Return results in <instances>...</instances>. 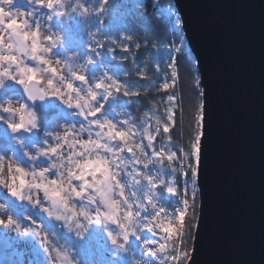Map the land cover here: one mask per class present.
Returning <instances> with one entry per match:
<instances>
[{
	"label": "water",
	"instance_id": "1",
	"mask_svg": "<svg viewBox=\"0 0 264 264\" xmlns=\"http://www.w3.org/2000/svg\"><path fill=\"white\" fill-rule=\"evenodd\" d=\"M173 2L204 104L186 264H264V0ZM35 194L49 202L43 190Z\"/></svg>",
	"mask_w": 264,
	"mask_h": 264
},
{
	"label": "trees",
	"instance_id": "2",
	"mask_svg": "<svg viewBox=\"0 0 264 264\" xmlns=\"http://www.w3.org/2000/svg\"><path fill=\"white\" fill-rule=\"evenodd\" d=\"M90 10L94 11L95 16L99 18V40L101 45L92 44L90 47L83 48L82 43L76 45V50L79 52L83 64H85L88 56H91V62L87 63L85 69L94 75L103 76L107 86L109 81L107 77H112L118 83L123 84L127 81H137L140 85H150L145 91L143 88H134L133 91H139V95L135 98L125 96L123 91L113 90V95L107 100H103L98 96L99 104L102 106L101 113L108 114L111 117L121 120L125 119L124 115L119 113H127V118L132 121V142L144 145L145 155L151 156L154 160L167 164V156L164 154L163 159L154 158L152 152L159 149L161 144H167L172 147L173 151L179 152L175 145H187L190 142L191 136L197 131L195 115L197 113L198 104L201 101V87L197 84V70L194 65L193 57L186 47L177 51L176 48L180 43L179 36H183V31L180 25H175L174 17L170 19V15L165 13L164 0H139L140 6L135 8V0H88ZM69 3H71L69 1ZM103 5V11L100 10ZM94 9V10H93ZM67 15V14H66ZM61 15L59 17L60 26L64 27L60 38H66L68 32H73L76 26V19H72L69 15ZM78 19V17H77ZM123 19V22H122ZM54 21H51V24ZM55 26L57 25L56 23ZM58 26V25H57ZM179 27V28H178ZM116 40V43H112ZM63 42V40H59ZM64 43H60L62 45ZM139 45V47H137ZM166 46V47H165ZM95 49V52L92 50ZM176 50V51H175ZM190 53V55H189ZM175 64L177 77H171V67L168 65ZM143 72V76L140 72ZM167 76V79H166ZM42 82H45L42 76H37ZM167 81V82H166ZM163 83L171 85L169 89H163L160 86ZM102 91V90H100ZM10 92V91H9ZM6 92L5 94H8ZM15 93L13 91L10 92ZM166 93L173 94L174 120L169 122L170 131L168 134L163 132V121L167 120L166 109L168 108ZM132 103H128L129 100ZM39 109L40 106H37ZM42 110V109H40ZM153 110L155 115H153ZM43 111V112H42ZM36 112L38 128L43 130L45 127H52L59 118L64 114L63 110L57 105H50L47 110ZM160 117L162 124L160 132H156L155 118ZM144 128H148L153 135L154 148H148L147 138L144 135ZM38 140V139H37ZM113 144L120 143L112 141ZM9 148L10 143L0 139V149ZM4 149V148H3ZM135 151V149H134ZM126 156L132 154L128 151L122 153ZM192 165V163H190ZM177 168L181 165H175ZM139 173L149 172L152 176L159 170L158 167L152 164L145 169L142 163H137ZM121 169L122 174L126 175L127 170ZM170 171V169H165ZM191 174L189 168H187ZM172 176L176 187L183 193V179L179 174ZM87 179H91L87 177ZM137 180L142 184L147 181L142 175H138ZM171 176H166L165 180L170 181ZM79 185L80 181H76ZM132 186V184H131ZM160 183L156 185V191L161 195V199L168 207H173L177 199L169 197V200L164 198V190ZM133 187V186H132ZM142 193V192H141ZM198 196V192H197ZM199 197V196H198ZM180 198V196H178ZM76 200V198H74ZM172 199L174 201H172ZM197 200L199 198H196ZM198 205H195L191 218L190 231L194 235V224L197 220ZM35 218L39 219L37 215ZM42 220V228L51 231V237L55 245L60 249H65L71 245L73 253V264H104L102 261L103 248L99 250V240L92 233V229L88 228L86 241L68 234L64 223L61 220H55L54 217ZM107 230L100 228L97 232L100 236L106 235ZM193 238V236H192ZM88 241V246L86 245ZM122 243V241H120ZM107 243V242H106ZM188 250L192 247V239L189 241ZM109 246V244H107ZM130 248V247H128ZM106 251H113L114 248L107 247ZM131 252V250H127ZM13 253L10 248H0V264H14Z\"/></svg>",
	"mask_w": 264,
	"mask_h": 264
},
{
	"label": "rangeland",
	"instance_id": "3",
	"mask_svg": "<svg viewBox=\"0 0 264 264\" xmlns=\"http://www.w3.org/2000/svg\"><path fill=\"white\" fill-rule=\"evenodd\" d=\"M69 1L71 2V4L76 3V0H69ZM135 3H136L135 8L137 9L140 6V2L139 0H135ZM164 3H165V10H169V9L174 10L175 16L179 18L173 0H164ZM80 4L84 8L89 9L87 16H80L79 12H69L67 14L72 19L74 18L76 19L75 21L76 26L74 27V31L68 32L67 35L65 36L66 38H60V40L61 41L63 40V42L59 41L57 43L56 48L52 49L49 52L48 54L49 58L52 57L53 53L56 54L55 60H61L62 57L66 55L68 57H72L73 55H75L76 57H74V59H76V63L83 64L82 58L79 52L76 50V45L82 43L83 48L85 49L87 47H90L92 44H95L94 41L99 40V30L97 29V26L99 25V18L95 16L94 11L90 10L92 6H89L88 0H80ZM11 11L18 13V15L14 17L16 24L21 25L24 21H27L28 27L25 28L24 31L38 32V40L41 46H46L47 44L50 43V40L48 39L49 37H53L56 34H58L59 37H61L60 35L63 33L64 27L60 26L59 29V25H60L59 17L61 15H52L51 19H49L50 10L46 7L41 6L39 3L36 2V0L35 2L34 0H13ZM177 17H174V21ZM51 21H54L53 23H56L58 26L57 25L55 26V24L53 23L51 24ZM10 22L11 21L7 19H5L4 21L5 24H8ZM180 28H181V24H180ZM3 34L7 36L8 32L5 31ZM60 43H64V44L60 45ZM185 45H187L186 49L189 50L187 40L185 39V36L183 34V44L181 45L179 43L177 47L183 49L186 47ZM192 57L195 65L194 56L192 55ZM21 59H24V65L28 67L36 66V62L33 60L25 59L23 56H21ZM14 67L15 65H13V68ZM52 67L56 68L57 65L53 63ZM59 68L60 71L57 73L55 77H53L54 86H56L57 88L60 87L55 84L56 80L59 79L61 75L65 77L69 75V73L66 71V67L64 66L63 62L59 65ZM78 74L85 75L87 84L82 85L80 81H76L72 79L71 82L73 83V86L77 88L94 87V85L100 81V78L103 77L100 75L96 76L94 75V73L89 72L86 69L83 73L78 72ZM36 79L40 81V85H42L43 87H48L46 81L42 82L37 77ZM67 82H69V79L64 80V84ZM21 88L22 86L13 80L5 81L4 85L0 87V99L14 98L13 100L14 103L16 101H19L20 103H24L28 111L35 113L38 112V110L39 112L42 110H47L48 107H50V105L51 106L57 105L58 108L63 110L65 115L59 118L52 127H45L41 131L38 128V122L36 117L37 126L35 129L30 128L28 131H25L24 129H20L21 132L19 134H15L12 133L11 129L8 127V120H7L8 113L0 112V139L4 141H8V143H10L9 148L5 149V147H3L4 149L3 148L0 149V157H3V160L0 161V173H7L8 174L7 179L9 182H11L15 178L18 183L20 176L14 170L15 167L17 166L23 168L24 171L29 174L32 171L38 172L42 168H49V171L45 173V175L48 178L47 181L50 183L51 181L58 179L57 176L55 175L56 169L50 168V165L59 162V158L61 157L64 158V163L67 164L68 157L72 156L74 151L75 152L82 151L80 148V142L87 141L89 139V136L87 131L79 132L80 126L81 124H84L85 127L87 128L88 121L95 118H100L101 113H97L96 117L89 115L87 116V118H85V116L78 114L81 111L80 109L75 107L69 108L66 104L63 103V101L59 97L53 96L51 94L46 96L47 99L43 105L31 103L24 98L21 92ZM60 90L61 92H63L64 88H60ZM9 91L10 92L13 91L15 93L11 94ZM6 92L9 93L5 94ZM81 95H86V93L82 92ZM65 98H67V96H65ZM37 106H40V108L38 109ZM84 111L87 112V109H84ZM103 116L112 120L113 123L117 124V127L120 130H125L124 125L122 123L125 119L117 120L108 114H103ZM70 125H74L77 131L68 132L69 139H62L60 141L61 144L60 150H58L56 153L50 154L49 156H43L37 153V149L46 150L48 147L55 146L57 141L53 137L57 135L63 137L65 135L66 130L69 129ZM91 131H92V138L95 139L96 138L95 133L97 131H101V129L93 125ZM103 131L106 132L107 129H104ZM17 140H19L20 143H18ZM69 144L74 145V147L70 148ZM164 146H167V144H161L159 146V149L155 150V152L160 153L162 155L165 154L167 156V153L164 151ZM26 152L28 153V155H25ZM101 153L104 156H109L108 153L105 152H101ZM30 156H35L36 159L33 161L30 159ZM153 157L160 158L161 156L159 155ZM77 159H79L78 156ZM130 159H131L130 155L126 156L125 158V160H130ZM10 165L13 168L12 172H9ZM129 167L130 168L129 170H127L125 177L120 171L121 169H118V167L115 168V171L120 173L118 179L123 178L128 180L129 182L123 198L128 199L129 204L131 205L130 208L128 206L119 208L117 210L118 215L123 214L125 211L133 212V213L139 212L140 215L139 217H137V219L142 218L145 222H147V220L152 219L155 213L159 212L161 208L165 209V213H166L177 210L178 206L182 207L181 204V200L183 198L182 195L180 196V198H178V196H175L176 197L175 199H177L174 202L175 206L168 207L165 204V202L161 199L160 197L161 195H159V193L156 191L155 188L154 189L155 195L153 196V202L156 204V208L152 209L151 204L148 202L147 199L141 200V197H143V192L136 194L135 187L131 186L132 176H130L129 173L132 172L133 168H135L136 172L139 173V168L137 167V163L133 160ZM194 167L195 165L192 164L191 167L189 168L190 171ZM61 171L65 172L66 174V169H61ZM161 174L163 175V173ZM173 175L174 174L168 176H171V179H173L172 178ZM30 178L31 176L29 175L27 179ZM0 179H3L2 175H0ZM188 179H189L188 202L190 207L188 208L187 213H189L188 215L191 216L193 215V212L195 210V205H198L199 207V199L198 200L196 199L199 197L197 196L196 193L195 199L194 200L192 199V194L190 189L191 174L188 175ZM157 184H159V182H157L156 185ZM73 185L78 186L75 180H73ZM162 190H164L163 195L165 200H169V197H174V195H171L167 192V188L164 185L162 186ZM33 198L38 202V204L33 205L27 201L19 200L16 197H13L10 193H6L0 190V203L4 204L3 213H0V221L6 224L9 217H11L15 223H18L21 226L20 229H17L15 225H9L8 227H5L4 224H0V248L7 247L11 249L13 253L12 258L14 264H62V257L66 248L60 250L55 245V242L51 237L52 236L51 231L42 228V220L40 219V218H45L48 219V221L50 222L51 220H49V218L54 217V219L56 220L55 216H49L48 213L45 211V209H47L50 206V203L37 200L35 192ZM75 202L78 205L80 203L78 198H76ZM141 203L144 204V206L147 208V211H144L143 209L137 207V205ZM92 207L94 209L95 204H93ZM149 213H151V216L149 215ZM165 213H162L159 217H157V219H164ZM37 215L39 216V219L35 218ZM93 215H95L94 211H93ZM197 218H198V213H197ZM155 222L156 221L154 220L153 223ZM164 222L167 223V219H165ZM89 228L90 230L92 229V233H94L99 240L98 241L99 246L101 247L98 249L101 250L103 248V252L102 250L101 252H102V261L104 262V264H160L161 260H166V254L157 253V255L155 256L149 254L151 252H156L160 244L165 243V240L162 239V237L166 236L167 234L163 233V231L159 228L155 229L154 232L149 231L146 228H143L141 231L137 232L135 236H130L128 241H122V243L125 244V249L122 250L114 246L108 237V232L111 229H116V232L119 231L116 224H112L111 229L104 228V230H107L106 231L107 234L104 235L103 237L100 236L97 232L95 233L96 230L99 231L100 228H102L101 226L89 225ZM25 229H34V231L25 232ZM86 230L81 232V234L77 238L81 239L82 241H86V237L88 236ZM156 231L160 233L158 236L153 235ZM36 232H38L39 235H36L35 234ZM116 232H113V234H115ZM68 234L70 235V233ZM42 238L46 240V244L42 243ZM192 242H193V238H192ZM107 244H109V246ZM86 245L88 246V241ZM107 247L110 248L112 247V249L114 248V250L111 252L106 251L105 249ZM191 249L192 247L189 250ZM127 250H131V252ZM71 252L74 253L72 249ZM58 253L60 254L59 257H58ZM69 259L72 261L73 260L72 256L69 257ZM186 263L187 262L185 261L184 264Z\"/></svg>",
	"mask_w": 264,
	"mask_h": 264
},
{
	"label": "snow or ice",
	"instance_id": "4",
	"mask_svg": "<svg viewBox=\"0 0 264 264\" xmlns=\"http://www.w3.org/2000/svg\"><path fill=\"white\" fill-rule=\"evenodd\" d=\"M7 4L9 5V7L7 9L3 8L2 5H0V12L5 13L4 15L0 16V31L2 32H15L18 35H24V36H28L32 39L33 43L36 45V48L39 49L41 47V44L38 40V32L36 31H24L25 28L28 27V23L27 21H24L21 25L16 24L15 19H14V15L13 12L11 11V7L13 5V0H6ZM37 3H39L41 6L46 7L50 10V14H49V19H51L52 15H66L69 12L73 11V7L70 5H65L64 0H36ZM75 7L77 9L83 8L85 10V12H88L89 9L84 8L81 4H80V0L79 3H75ZM63 10V11H61ZM101 11H103V5H101L100 8ZM168 15H170V19L172 17H177L175 16V11L174 10H164ZM82 15L84 14L83 12L81 13ZM5 19L11 21L8 24H5L4 21ZM181 24V20L177 17L175 19V25L179 26ZM179 28V27H178ZM91 35V33H90ZM50 40V43H54L55 42V37H49L48 38ZM179 40H180V44H183V36H179ZM112 43H116V40H112ZM95 44H97L98 46L101 45L100 41H94ZM137 47H139V45H137ZM177 51H180V47L176 48ZM93 52H95V49L92 50ZM190 55V53H189ZM5 60L9 59V57H4ZM11 59L15 60V57H12ZM91 62V56H88L85 64L90 63ZM169 67H171L172 71H171V77L173 79H175L177 77V71H176V67L174 63H171L168 65ZM20 72H33L34 74H36L35 79L37 76H39V69L35 68V67H28L26 65H21L19 68ZM85 71V68H83L80 71H76L74 73H72V79L76 80V81H80L82 85L87 84L86 81V77L83 74H78L79 73H83ZM140 75L143 76V72H140ZM5 76H9V70H5L3 72H0V85L3 84V80ZM9 78H11L9 76ZM72 79H69V82L65 83L64 85V91L61 92L60 88H57L54 86V81L53 79H49L47 81V90L45 89H41L36 87V84H32L31 86H28L27 84H25V80L24 79H19L16 81V83H18L19 85L23 86L24 88V93L26 94L27 98L30 100H36V99H43L44 97H46L47 95L51 94L53 96H57L59 97L64 104H66L69 108H78L81 111L78 113L79 115L85 116V118H87V116L91 115L93 117H96L97 113H101V108L102 106L99 104V101L97 100V97H101L103 100L107 101L112 95H113V90L119 92V91H123V94L125 96H129L132 98H135L139 95V91H133L134 88L140 89L143 88L145 91L147 90L148 87H153L154 86V82L153 84L150 85H140L137 81H127L123 84H120L117 82V80L113 79L112 77H107V81H109L110 83L105 84V79L104 77L100 78V81L97 82L94 87H74L73 83L71 82ZM167 79V76H166ZM196 81L197 84L199 83V77H196ZM36 83H38V81L36 80ZM161 88L163 89H169L171 87V85H169L168 83H163L161 86ZM102 89V91H98ZM86 93V95H81V93ZM74 94V95H73ZM167 95V102H168V108L166 109V115L168 117L167 120L163 121V132L165 134H168L170 131L169 128V122L174 120V116H173V111H174V106L172 104V101L174 99V95L173 94H169L166 93ZM202 95V93H201ZM65 96H67V98H65ZM133 101L130 99L128 101V103H132ZM21 108L24 109L25 111L27 110L26 105H21ZM84 109H87V112L84 111ZM203 109H204V104L203 101L201 100L198 104V108H197V113L195 115V121H196V129L197 131L195 132L194 136H191L190 142H189V146H190V156L189 161L190 163L194 164L195 167L191 169V179H190V189H191V194H192V199H195L196 193L198 192V167H199V150H200V140L201 137L203 135ZM5 111H9V109H5ZM18 112L20 111V109L17 110ZM120 115H124L126 118L125 120L122 122L124 125L125 130H120L117 127V124L113 123L112 120L106 118L103 116V114L101 113V117L100 118H95L92 120L88 121V126L87 128L85 127L84 124H81L79 132H88V136L89 139L87 141H81L80 142V148L82 151L80 152H73V155L68 157V161L67 164L71 165L72 162V157L78 153H85V150L87 149L89 152H91L93 149L96 152H105L108 153L109 156H111L114 160H116L117 165L119 164L120 159H124L125 157L122 155L123 152L128 151L132 154L131 159L130 160H126L128 161V163H132V161L134 160L136 163H142L144 168H146V165L144 162H142L141 160H138L136 158V151L137 149H140L145 157H151L148 155H145L144 152V145L140 144V143H133L132 142V121L130 119L127 118V113H119ZM27 115L30 117V119L27 121V123H29L33 128L36 127V123H35V115L32 112H27ZM153 115H155V111L153 110ZM22 121H23V117H22ZM155 124H156V132L159 133L160 132V127L162 124L161 118L160 117H156L155 118ZM95 125L97 128L101 129V131H97L95 133V139L92 138V126ZM8 127L12 129L13 132H16L20 129H24L25 128V123L21 122L19 124L16 125H12V124H8ZM104 129H107V131H103ZM75 132L77 131L74 125H70L69 129L66 130L65 135L62 137L60 135H57L55 137H53L57 143L55 146L52 147H48L46 150L43 149H37V153L39 155H43V156H49L52 153H56L58 150L61 149V144L60 141L62 139H69L68 137V132ZM144 135H146L148 144L147 147L148 148H154L153 145V135L151 134V132L149 131L148 128H144ZM103 141V142H102ZM112 141H119L120 143L117 144H113ZM70 148H73L74 145L69 144ZM135 149V151H134ZM160 153H157L155 151H153L152 156H159ZM176 156L179 157L180 156V152H176ZM98 160H100V162L108 169L109 173H112V169L113 167H116V165H112L110 161H108L105 158L102 157H97ZM0 161H2V159H0ZM61 164V159L59 158V162L57 163H53L50 165V168L52 169H56V173L59 170L58 169V165ZM181 168H183V165H181ZM15 172L20 174L24 173V169L21 167H15ZM13 168L10 165L9 166V172H12ZM47 171H49V168H47ZM71 171V168H70ZM55 173V175H56ZM45 173L42 171L41 175H44ZM180 175H182L184 177L183 179V193H181L180 189L176 187V184H173L171 182H169V186L167 187V192L171 195L174 196H181L182 195V200H181V204L182 207L178 206V211H179V216L181 218L185 217L187 214V210L190 207L189 202H188V192H189V179H188V174L189 172L186 171H181L179 173ZM114 175V173H113ZM138 175H142L143 179L147 181V184L145 185V189L143 191V197H141V200L147 199L148 202L150 204H155L153 202V196L155 195V191L154 189L156 188V182L155 180H153L152 175L149 172H143V173H137L136 169L133 168L132 172H131V176L132 178L135 180L136 177ZM74 180L79 181L80 180V173L77 171L75 173L74 176ZM61 181L59 179L57 180H53L50 183L48 181L46 182H41V183H37L35 185L36 188L38 189H42L44 190V195L45 197H49V196H57V197H61V192L59 190V188H57V185H60ZM123 195V193H121ZM13 195H16V192L13 191ZM75 195L79 196L81 195V193L79 191L75 192ZM114 204V202H113ZM138 208L143 209L144 211H147V208L144 206L143 203L137 205ZM155 209V208H154ZM85 211H87V209H85ZM93 211L95 212L96 216L99 217H103L104 220L107 221H112L115 222L116 220V210L112 209L111 205H106L104 203H100L98 205H96V207L93 209ZM137 213L139 212H126V216L128 218V223L127 224H120L119 225V229L120 231L118 233L113 234L112 231L108 232V237L111 240V243L116 246L118 249H125V244L121 243L120 241H128L130 236H135L136 235V231L134 230L133 227V218L137 216ZM162 213H165V209L161 208L159 212H156L155 215L153 216L154 218L159 217ZM48 215L49 216H55L56 219H71V217H65L63 214H56L53 210H49L48 211ZM88 219V223H91V218H87ZM196 222H198V218L196 220ZM194 224V227L197 226V224ZM181 223H183V221L181 220ZM0 224H4V222L0 221ZM9 225H15V227L17 229H20V224L15 223L11 217H9L8 221L6 224H4L5 227H8ZM144 228L148 229L150 231V226L149 225H145ZM34 231V229H25V232H32ZM164 231L168 234L169 238H175L177 241V245L174 249H170L168 247V243L167 240H165V243L160 244L159 248L157 249L156 252H151L149 253L150 255H157V253L160 254H166V260H161L160 264H181L182 261H188L191 259V250L185 249L182 245H183V236L182 233L179 231H175L174 227H165ZM36 235H39L38 232L35 233ZM78 235H80V233H78ZM42 243L46 244V240L44 238H42ZM147 243V242H146ZM59 253H58V257H59ZM62 264H71L70 259L67 257L66 252H64L63 257H62Z\"/></svg>",
	"mask_w": 264,
	"mask_h": 264
},
{
	"label": "clouds",
	"instance_id": "5",
	"mask_svg": "<svg viewBox=\"0 0 264 264\" xmlns=\"http://www.w3.org/2000/svg\"><path fill=\"white\" fill-rule=\"evenodd\" d=\"M35 2V0H34ZM65 5H70L73 7L72 12H79L80 16H87L88 12H85L83 8L77 9L75 4L69 3V0H64ZM79 3V0H76ZM0 5L3 8L7 9L9 5L6 0H0ZM13 12L14 16H17V12ZM84 13L83 15L81 13ZM5 13L0 12V16ZM4 32L0 31V72L5 70H9V76H5L3 80V84L0 85L2 87L5 81L13 80L17 81L19 79H24L25 84L31 86L32 84H36V87L47 90V87H43L42 85H38L36 83L35 76L33 72H20L19 68L21 65H24V59H21L23 56L25 59H30L36 62L35 68L39 69V76H42L44 80L47 82L49 79H53L60 71L59 65L63 62L66 67V71L69 73L67 77L61 75L59 79L56 80L55 84L60 88H64V80L72 79V73L76 71H80L85 68L86 64L76 63V57L73 55L72 57H68L67 55L62 57L61 60H55V53H53L52 57H48L49 52L56 48L57 43L60 40L58 34L54 35L55 42L51 44H47L46 46H41L39 49L36 48V45L33 43L32 39L28 36L18 35L15 32H8L7 36L3 34ZM66 51V50H65ZM4 57H9V59L5 60ZM15 57L16 59H11ZM55 63L57 65L56 68L52 67V64ZM13 65L15 67L13 68ZM50 74V75H47ZM56 87V86H55ZM23 88V86H22ZM24 90V88H23ZM14 98H5L0 99V112L8 113L7 120L8 124L16 125L21 122L25 123V131H28L30 128H33L27 121L30 117L27 115L28 109L25 111L21 108V105L24 103H20L19 101L13 102ZM5 109H9V111H5ZM20 109L18 112L17 110ZM35 115V123H36V113L32 112ZM23 117V121H22ZM37 126V125H36ZM11 129V128H10ZM12 133L13 132L11 129ZM20 143L19 140H17ZM175 147L179 150L180 156H176V151L172 150V147L164 146V151L167 153V164L161 163L160 161L154 160L152 157H145L143 152L140 149H137L135 155L138 160H141L145 163L146 168H148L149 164L158 167V171L155 176H152L155 182H159L161 185H164L166 188L169 186V182L165 180V177L168 175L176 174L181 171H186L187 168L191 167L189 156H190V146L189 143L187 145H175ZM25 155H28L26 152ZM77 156L79 159H77ZM161 160L163 159V155L160 154ZM97 157H102L111 162L112 165H116L121 169L128 168L131 164L124 159H120L119 164L117 165L116 160H114L111 156H104L101 152H96L94 149L89 152L87 149L85 153H78L72 157L71 165L64 163V158L61 157V164L58 165V171L56 173L57 178L61 181L60 185H57L61 192V197L57 196H49L47 197L50 203V206L45 209L48 211L51 209L56 214H63L65 217H71V219H56L62 220L64 222V226L67 228L68 233L74 234L75 237H79L78 233L81 234L84 230L89 228V225L101 226L102 229L107 228L111 229L112 224H116L119 229L120 224H127L128 218L126 216L125 211L123 214L118 215V209L123 208L124 206L131 205L129 204L128 199L123 198L126 188L128 186V180L126 179H118L120 173L115 171L116 167H113L112 173H109L108 169L97 159ZM3 160V157H0ZM31 160H35V156H30ZM183 165V168H177L175 165ZM71 168V171H70ZM170 169V171H165V169ZM61 169H66L65 172L61 171ZM47 173V168H42L40 171H32L30 174L24 171L23 174H20V179L17 183L14 178L11 182L7 179V173H0L3 176V179H0V190L10 193L13 197H16L19 200L27 201L30 204L36 205L38 202L33 198L34 192L42 189H38L35 187L37 183L46 182L47 176L41 175V172ZM80 173V184L78 186L73 185V180L76 172ZM114 173V175H113ZM163 173V175L161 174ZM31 176L30 179H27L28 176ZM131 176V173H129ZM90 177L91 179H87ZM123 180V182H122ZM132 186L136 189V194L143 192L145 189V185L140 182V180L132 178ZM79 189V190H77ZM13 191L16 192V195H13ZM79 191L81 195H75V192ZM44 192V190H43ZM123 193V195L121 194ZM45 196V195H44ZM74 198H78L80 203L79 205L75 202ZM86 201V203H85ZM114 202V204H113ZM104 203L106 205H111L113 210H116V220L105 221L103 217H99L93 215V207L92 205H96ZM175 206V204H173ZM152 209L156 208V204H151ZM87 209V211H85ZM4 204L0 203V213H3ZM139 213L137 216L133 218V227L137 232L141 231L145 225L150 226V231H153L157 228L161 229L163 233L164 228L174 227L175 231H179L183 236V247L185 249L188 248L189 241L192 239L193 232L190 231L191 226V218L185 217L181 218L179 216L178 208L175 211L166 212L164 219H157L152 217V219L147 220L145 222L142 218L137 219L139 217ZM151 216V213H149ZM91 218V223H88L87 218ZM165 219H167V223H165ZM156 221L153 223V221ZM181 220L183 223H181ZM110 231L116 232V229H111ZM120 231V229H119ZM118 231V232H119ZM116 232V233H118ZM167 234V233H166ZM167 240L168 247L170 249H174L177 245V241L175 238H169L168 234L164 237ZM65 249L67 257L73 256L71 252V248L74 245H71ZM71 261V260H70ZM72 264V261H71ZM184 264V261L181 262Z\"/></svg>",
	"mask_w": 264,
	"mask_h": 264
},
{
	"label": "bare ground",
	"instance_id": "6",
	"mask_svg": "<svg viewBox=\"0 0 264 264\" xmlns=\"http://www.w3.org/2000/svg\"><path fill=\"white\" fill-rule=\"evenodd\" d=\"M173 199H175L176 197L174 196V197H172ZM172 199V200H173ZM160 233L158 232V231H156L153 235H155V236H158Z\"/></svg>",
	"mask_w": 264,
	"mask_h": 264
},
{
	"label": "built area",
	"instance_id": "7",
	"mask_svg": "<svg viewBox=\"0 0 264 264\" xmlns=\"http://www.w3.org/2000/svg\"><path fill=\"white\" fill-rule=\"evenodd\" d=\"M171 181H172V183H173L174 180H173V179H170V182H171Z\"/></svg>",
	"mask_w": 264,
	"mask_h": 264
}]
</instances>
